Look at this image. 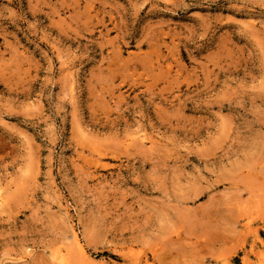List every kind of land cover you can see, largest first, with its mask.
<instances>
[{
	"label": "rangeland",
	"instance_id": "374dc122",
	"mask_svg": "<svg viewBox=\"0 0 264 264\" xmlns=\"http://www.w3.org/2000/svg\"><path fill=\"white\" fill-rule=\"evenodd\" d=\"M0 189V264H264V0H0Z\"/></svg>",
	"mask_w": 264,
	"mask_h": 264
},
{
	"label": "bare ground",
	"instance_id": "6f19581e",
	"mask_svg": "<svg viewBox=\"0 0 264 264\" xmlns=\"http://www.w3.org/2000/svg\"><path fill=\"white\" fill-rule=\"evenodd\" d=\"M147 138V137H146ZM148 140H149V142L151 143V144H153V143H155V142H153V139H150V138H147ZM1 190V189H0ZM6 197H4V195L0 192V209H3V208H5V206H6V199H5ZM74 232V231H73ZM72 232V233H73ZM77 233V232H76ZM76 233H73V236H72V238H73V241H71V242H73V245L78 249V252H80V254L83 256V257H85L86 259H88L87 258V253H86V251H85V248L83 247V245H82V243H81V241H80V239H79V236L76 234ZM72 235V234H71ZM89 257V256H88ZM65 261H66V259H64V258H56L55 260H54V263L55 264H66L65 263ZM86 261V260H85ZM87 261H90L89 259L87 260ZM135 264V263H134ZM137 264H149L148 262H145V263H143V262H138Z\"/></svg>",
	"mask_w": 264,
	"mask_h": 264
}]
</instances>
